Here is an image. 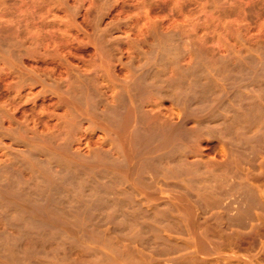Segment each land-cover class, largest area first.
Listing matches in <instances>:
<instances>
[{
  "label": "rangeland",
  "instance_id": "374dc122",
  "mask_svg": "<svg viewBox=\"0 0 264 264\" xmlns=\"http://www.w3.org/2000/svg\"><path fill=\"white\" fill-rule=\"evenodd\" d=\"M0 250L264 264V0H0Z\"/></svg>",
  "mask_w": 264,
  "mask_h": 264
},
{
  "label": "bare ground",
  "instance_id": "6f19581e",
  "mask_svg": "<svg viewBox=\"0 0 264 264\" xmlns=\"http://www.w3.org/2000/svg\"><path fill=\"white\" fill-rule=\"evenodd\" d=\"M18 126H19V125H18ZM28 131H29V130H28ZM31 132H33V131H31ZM154 132H156V131H154ZM25 133H26V132H25ZM170 133H171V132H170ZM152 134H153V133H152ZM169 136H170V134H169ZM169 136H168V137H169ZM30 138H32V137H30ZM46 138H47V137H46ZM33 140H34V137H33ZM152 143H153V142H152ZM152 145H153V144H152ZM36 146H37V145H36ZM38 146H39V145H38ZM162 146H163V145H162ZM30 147H31V146H30ZM30 147H29V148H30ZM32 147H33V145H32ZM40 148H41V146H40ZM40 148H39V149H40ZM45 149H46V148H45ZM43 150H44V149H43ZM29 151H30V150H29ZM34 151H35V150H33V152H34ZM38 152H39V151H38ZM42 152H44V151H42ZM151 154H152V153H151ZM37 156H38V155H37ZM24 160H25V159H24ZM28 161H29V160H28ZM13 169H14V168H13ZM16 170H17V169H16ZM2 177H4V176H2ZM2 177H1V178H2ZM2 179H3V178H2ZM14 180H16V179H14ZM1 181H2V180H1ZM19 184H20V183H19ZM247 184H248V183H247ZM253 184H254V183H253ZM242 186H243V185H242ZM235 187H236V186H235ZM247 187H248V186H247ZM249 187H250V186H249ZM240 188H241V186H240ZM252 188H253V186H252ZM226 191H227V190H226ZM230 191H231V190H230ZM239 191H240V190H239ZM250 192H251V191H250ZM44 193H45V192H44ZM242 193H244L243 190H242ZM228 195H229V194H228ZM232 195H233V194H232ZM246 195H247V194H246ZM244 196H245V195H244ZM44 198H45V197H44ZM229 198H231V197H229ZM232 198H233V197H232ZM235 198H236V197H235ZM235 198H233V199H235ZM239 198H240V197H239ZM243 198H245V197H243ZM237 199H238V197H237ZM237 199H236V200H237ZM240 199H241V198H240ZM240 199H238V201H240ZM236 200L231 201L230 206L228 207V209H230V213L232 212V215H234V216L237 215V212H238V211H242V210H237L238 207H239V208L241 207V204H240V205H237L238 202H237ZM246 200H247V199H246ZM262 200H263V199H262ZM217 201H218V200H217ZM40 203H41V202H40ZM228 203H229V201H228ZM239 203H240V202H239ZM239 203H238V204H239ZM245 203H246V202H245ZM245 203H244V204H245ZM252 203H253V202H252ZM220 204H221V203H220ZM244 204H243V205H244ZM25 205H26V203H25ZM212 205H213V204H212ZM216 205H217V203H216ZM236 205H237L238 207H237ZM248 205H249V204H248ZM214 206H215V204H214ZM233 207H234V208H233ZM250 207H251V206H250ZM245 208H246V207H245ZM242 209H243V207H242ZM21 211H22V210H21ZM240 215H241V214H240ZM243 215H244V214H243ZM227 216H228V215H227ZM218 217H219V216H218ZM219 218H220V217H219ZM223 218H225V217H223ZM223 218H222V219H223ZM232 219H233V218H232ZM224 220H225V219H224ZM229 220H230V219H229ZM242 220H243V219H242ZM219 221H220V219H219ZM215 222H216V220H215ZM225 222H226V221H225ZM226 223H227V222H226ZM241 223H242V222H241ZM214 224H215V223H214ZM223 224H225V223H223ZM223 224H222V225L220 224V225H221V226H224ZM215 225H216V224H215ZM225 225H227V224H225ZM227 227H228V226H227ZM217 229H218V228H217ZM220 230H222V231H219V232H221V233L218 232L217 235L215 234V236H214L213 238H217V239H219V242L221 241V242L223 243L222 240L225 239V238H224L225 235H224L223 233H225V231L227 230V228H222V229H221V227H220ZM205 231H206V230H205ZM217 231H218V230H217ZM226 232H227V231H226ZM234 232H235V231H234ZM234 232H233V233H234ZM257 232H258V230H257ZM201 233H202V232H201ZM203 233H204V232H203ZM203 233H202V234H203ZM215 233H216V232H215ZM202 234H201V236H202ZM225 234H226V233H225ZM257 234H258V233H257ZM260 235H261V234H260ZM208 236H209V235H207L205 238L207 239ZM230 236H231V235H230ZM14 237H16V236H14ZM210 237H211V235H210ZM210 237H209V238H210ZM209 238H208V239H209ZM231 238H232V237H231ZM208 239H207V240H208ZM210 239H212V238H210ZM210 239H209V240H210ZM207 240H205V241H207ZM233 241H234V239H233ZM7 242H8V241H7ZM221 242H220V243H221ZM234 242H235V241H234ZM9 243H10V242H9ZM210 244H211V243H210ZM236 244H237V243H236ZM7 245H8V243H7ZM10 245H11V244H10ZM202 245H203V244H202ZM1 247H2V246H1ZM11 247H12V246H11ZM209 247H210V246H209ZM221 247H222V246H221ZM223 247H225V246H223ZM233 247H234V246H233ZM226 248H227V247H226ZM6 249H7V248H6ZM214 250H217V249L215 248ZM0 251H1V250H0ZM219 251H220V250H219ZM222 252H223V251H222ZM259 252H260V251H259ZM0 253H1V252H0ZM8 254H9V253H8ZM209 254H210V253H209ZM204 255H206V254H204ZM229 255H230V254H229ZM235 255H236V254H235ZM0 256H1V255H0ZM257 256H258V254H257ZM206 257H207V255H206ZM215 257H216V256H215ZM237 257H238V255H237ZM8 258H9V257H8ZM235 258H236V257H235ZM216 259H217V258H216ZM218 260H219V259H218ZM236 260H237V259H236ZM261 260H262V259H261ZM219 261H220V260H219ZM238 261H239V260H238ZM238 261H237V262H238ZM16 262H17V260H16ZM8 263H9V262H8ZM210 264H211V263H210ZM219 264H220V263H219Z\"/></svg>",
  "mask_w": 264,
  "mask_h": 264
}]
</instances>
